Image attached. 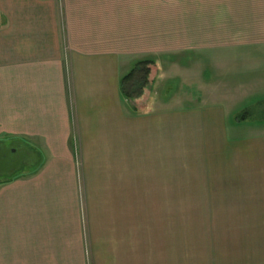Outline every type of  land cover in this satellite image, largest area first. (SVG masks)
I'll return each mask as SVG.
<instances>
[{"label": "crops", "instance_id": "0c3cea01", "mask_svg": "<svg viewBox=\"0 0 264 264\" xmlns=\"http://www.w3.org/2000/svg\"><path fill=\"white\" fill-rule=\"evenodd\" d=\"M252 54L263 69L264 0H0V142L41 156L0 182V264H187L186 245L93 239L85 209L171 188L173 136L200 153L181 172L195 167L201 189L264 192V136L227 141L200 93L205 70L251 69ZM145 59L142 97L125 98L120 78ZM260 248L233 261L264 264Z\"/></svg>", "mask_w": 264, "mask_h": 264}, {"label": "rangeland", "instance_id": "374dc122", "mask_svg": "<svg viewBox=\"0 0 264 264\" xmlns=\"http://www.w3.org/2000/svg\"><path fill=\"white\" fill-rule=\"evenodd\" d=\"M251 57V69L235 64L203 73L207 82L200 92L203 107L222 110L224 137L232 144L264 136V68L257 62L259 55ZM180 61L178 58L177 63ZM168 86L172 97H178L179 80H170ZM27 145L0 142V182L35 169L39 158L26 160L25 153L32 155ZM196 149L185 144L180 136H173L171 188H159L164 184L157 183L150 198H90L85 210L92 238L112 232L117 238L143 240L145 244L156 240L158 245H186L187 264H210L215 259L218 264H235L233 253L239 249L246 253L250 247L251 251L261 247L259 251L264 252V198L239 197L264 196V192L252 188L237 192L228 188L227 181L201 189L195 167L188 168V175L181 172L187 168L186 162L190 165L202 159ZM184 251L182 248V255Z\"/></svg>", "mask_w": 264, "mask_h": 264}, {"label": "trees", "instance_id": "16d2710c", "mask_svg": "<svg viewBox=\"0 0 264 264\" xmlns=\"http://www.w3.org/2000/svg\"><path fill=\"white\" fill-rule=\"evenodd\" d=\"M153 65V60H138L134 62L129 71L120 78L119 88L121 94L125 98L137 100L142 97L143 91L148 85V78ZM30 153L32 155H29V152L25 153L26 160L32 159V157L35 156L39 158L40 162L41 156L39 152L30 150ZM38 165L39 163L34 168L36 169Z\"/></svg>", "mask_w": 264, "mask_h": 264}]
</instances>
